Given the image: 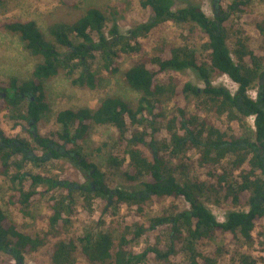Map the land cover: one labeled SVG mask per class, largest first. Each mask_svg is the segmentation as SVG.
Returning a JSON list of instances; mask_svg holds the SVG:
<instances>
[{"label":"trees","instance_id":"16d2710c","mask_svg":"<svg viewBox=\"0 0 264 264\" xmlns=\"http://www.w3.org/2000/svg\"><path fill=\"white\" fill-rule=\"evenodd\" d=\"M248 2L249 0H234L230 9L241 10ZM2 3L3 0H0V5ZM141 6L152 9V22L139 26L132 32L133 36H140L139 34L149 32L165 22H194L207 34V63L201 62L192 48L172 47L163 55L150 57L145 62L136 64L125 72V79L129 86L141 93L137 106L132 107L118 97H108L94 109L60 111L56 122L61 125L59 138L64 142L62 145L51 138L36 137L33 133L37 146L46 151L43 157L30 156L27 142L10 139L0 126V176L9 178L14 187V195L9 203L29 208L36 196H47L60 186L50 177L22 172L24 161L44 162L47 157L58 159L71 156L77 161L79 168L89 171L95 184V187L90 184L80 189L84 195V209L90 207L95 200L106 199L107 206L127 205L141 216L148 201L180 197L188 202L190 208L176 215L152 218L148 227L138 221H122L123 229L117 236H114L112 229L90 226L79 236L61 239L49 246L47 237L18 229L0 207V254L14 258L16 264H23L24 254L37 252L46 245L49 246L47 252L52 264H76L78 252L88 264H148L150 261L155 264H221L215 257L202 253L200 246L223 234H231L235 241L251 245L257 230L264 228V57L259 58L253 50L248 49L244 41L239 40V48L236 50L238 60L235 62L227 43L228 33L224 25L229 17L228 13H221L211 19L199 6L192 4L174 11L173 0H141ZM106 23L107 16L104 12L98 8H89L72 24H53L50 28L52 37L57 44L68 50L61 54L54 44L44 38L35 22H2L1 27L18 34L26 49L33 56L42 58V62L35 66L29 81L22 82L12 78L3 85L0 84V114L8 110L10 119L15 120L14 126H20V120H40L49 110L45 101L44 83L60 70L73 75L76 69L81 68L80 75L72 80L73 84L95 89L98 79L90 70L88 61L97 55L103 60L104 68L116 74L119 67L115 59L119 54L138 52L141 45H132L130 38L120 35L116 25L111 30L112 37L109 39L103 32ZM261 29L264 33V24ZM94 34L98 35V41L94 40ZM71 35L81 40V43L75 45ZM262 48L264 52V47ZM150 65L157 66L161 71L193 69L202 78L205 87L200 89L191 83H184L179 91V81L173 77L166 82L158 81ZM212 72L225 74L236 83L238 88L235 94L224 87L214 86L211 82ZM257 78L262 80V84L254 99L248 92ZM165 94L183 99V103L178 105L177 113L168 119L163 112H156ZM193 98L199 100L201 107L206 110L203 117L188 112L187 104ZM25 100L28 101L26 108L23 107ZM210 113L219 117L226 115L231 121L239 120L244 127V120L254 117V140L247 135L237 138L222 132L213 124ZM92 123L116 129L117 140L119 144H125V147L121 151L119 145L116 148L118 153H112L110 162L125 168L123 174L127 182H140L144 189L127 192L107 187L103 180L104 173L81 148ZM133 127L138 130L131 133L130 128ZM67 145L74 149L69 151ZM140 145L149 147L152 155L149 156ZM190 151L199 153L197 161L208 170L210 167L214 169L228 158V164L222 169V174L218 175L223 197L238 204L242 201V195L248 194V211L229 212L225 220L219 222L199 200L205 185L191 180L183 183L177 180L176 176L183 174V169L188 167L185 163L179 164L178 160ZM19 154L23 158L14 159ZM13 169L15 172L11 173ZM212 171L214 170L209 173L215 177L216 173L212 174ZM25 181H30V186L25 187ZM46 184L51 186L44 191L37 189ZM61 186L67 187L68 194L61 198H51L52 213L48 223L53 234H58L56 232L61 224L66 225L68 216L74 211L72 188L66 182ZM102 222L103 220H99L98 226ZM166 224L172 227L165 243H162V236L155 233L143 246L137 247L148 231ZM238 248L231 261L224 264L264 263L263 257L254 256L241 246Z\"/></svg>","mask_w":264,"mask_h":264},{"label":"rangeland","instance_id":"374dc122","mask_svg":"<svg viewBox=\"0 0 264 264\" xmlns=\"http://www.w3.org/2000/svg\"><path fill=\"white\" fill-rule=\"evenodd\" d=\"M234 0H173V10H178L189 6L190 4L199 6L200 9L211 19H215L221 13H228L229 17L224 25L228 33V46L235 62L238 58L236 50L239 48V40L244 41L248 49L253 50L259 58L264 57V33L261 27L264 24V0H249V2L241 7V10H232L230 6ZM89 8H98L107 16V23L103 30L104 35L111 39V30L116 25L120 35L130 38V43L134 45L139 43L141 49L138 52L129 51L128 53H120L115 59L118 64L119 71L116 74L108 72L104 68L103 60L99 55L89 59L88 65L98 79L95 89L88 87L75 86L72 80L79 76L81 68L74 71L73 75H68L67 71L60 70L59 73L49 80L45 81V101L49 106L40 120L31 122L30 120H20V126H14L15 120L10 119V112L3 111L0 114V126L4 130L7 137L14 140L27 142L28 149L31 151L30 156L43 157L45 150L40 149L33 136L51 138L56 143L62 145L64 142L59 138L61 133V125L56 122L57 114L63 110H79L80 108L94 109L105 98L118 97L128 103L132 107H136L141 93L128 85L125 79V72L136 64L145 62L150 57L163 55L172 47H188L196 51L197 58L201 62L205 60V43L207 34L196 23H174L165 22L153 27L149 32L133 36L139 26L152 22V9L141 6V0H3L0 5V84L16 78L25 82L32 78L35 66L42 62V58L33 56L26 49L24 42L21 41L18 34L7 31L1 27V23L7 20H19L22 22L33 21L43 34L44 38L55 45L56 49L61 53H67V49L57 44L50 33L53 24L64 23L72 24L82 17ZM133 37V39L131 38ZM71 39L75 45L81 43V40L71 35ZM247 39V40H246ZM94 40L98 41V35L94 34ZM121 44L117 47L119 49ZM156 74V79L160 82H166L169 78L179 81L180 91L184 83L203 89L205 83L199 74L193 69L183 70H164L161 71L157 66L150 65ZM264 68V66H262ZM263 70V69H262ZM211 82L216 87H224L232 94L237 91L238 85L234 83L227 75L222 73L211 74ZM262 80L257 78L249 89L250 97L256 99L261 89ZM183 99L179 97H171L165 94L161 99V106L156 112H163L164 117L168 119L171 115L177 113L179 103H183ZM28 101L23 102V107H27ZM200 101L191 99L187 104L189 113L198 117L206 115ZM150 116V115H147ZM213 124L222 132L229 136L237 138L250 136L254 140L255 126L254 117H248L244 120V127L239 120H229L226 115L216 116L214 113L209 115ZM131 133L138 130L137 127L130 128ZM142 129V128H141ZM144 129V128H143ZM74 130L71 132L73 133ZM252 133V136H251ZM117 131L109 125L90 124L88 134L82 141V152L87 155L91 162L97 165L99 170L104 173L103 180L110 189H122L127 192H136L144 189L140 182L129 183L123 174V167L120 168L110 162L113 152L118 153L124 150V145L119 144ZM149 156L152 151L149 147L140 145ZM70 151L74 149L71 145H67ZM64 152V151H63ZM199 153L187 152L178 160L179 164L188 165L183 169V174L177 175L180 183L191 180L202 182L204 192L199 196V200L212 212L219 222H223L229 212L232 211H248L247 195H242V201L235 204L229 200H225L222 193V186L218 181V175L222 174V169L228 164V158L224 159L217 167L208 170L207 167L200 165L197 161ZM23 158L22 154L15 155L14 159ZM176 162V161H175ZM176 164V163H175ZM22 172L29 175L41 174L50 177L60 187L55 188L51 194L47 196L38 195L29 208L20 207L9 203V199L14 195V187L9 178L0 176V207L22 231L31 234H40L47 237L48 245L61 239L81 235L88 227L99 228L105 230L112 229L114 236H117L123 229L122 221H138L141 225L149 226L152 218L162 215H176L182 211L188 210L190 205L184 198L154 200L145 203V211L143 215L138 216L135 211L127 205L107 206L108 202L104 200H95L90 207L84 209L82 200L84 195L80 189L88 187L93 178L89 176V171L78 167L77 161L71 156L59 157L58 159L46 158L43 161L32 162L26 160L23 163ZM216 173L213 177L210 175ZM15 169L11 171L14 173ZM29 178V177H28ZM229 181L231 179H228ZM66 182L72 189L73 213L68 216L69 221L66 225L61 224L58 234L50 232L48 218L51 215V198H61L68 194V190L61 186ZM25 187L30 186V181L24 182ZM50 184L40 185L37 189L44 191L49 188ZM13 190V191H12ZM131 211V214L129 212ZM134 211V212H133ZM133 216V217H131ZM134 219V220H132ZM99 220H103L98 226ZM128 223V222H127ZM171 225L166 224L158 229L148 231L140 240L138 248L143 246L151 235L155 233L162 236V243L168 240ZM264 228H259L254 234V243L249 245L243 241H235L231 234H223L211 241H206L200 246V251L206 256L215 257L221 264L229 263L234 255L235 249L241 246L248 249L254 256L264 258ZM263 236L261 237V234ZM48 245L41 248L37 252L24 254L23 264H52L47 252ZM76 264H88L85 259L76 253ZM16 264L17 261L9 256L0 254V263ZM148 264H155L150 261ZM260 264H264L263 262Z\"/></svg>","mask_w":264,"mask_h":264},{"label":"flooded vegetation","instance_id":"af4514ba","mask_svg":"<svg viewBox=\"0 0 264 264\" xmlns=\"http://www.w3.org/2000/svg\"><path fill=\"white\" fill-rule=\"evenodd\" d=\"M55 148L58 149V150H60L59 147H57V146ZM28 153L30 154V152H28ZM65 153H68V152H65ZM70 155H71V153H70ZM72 155H74V154H72ZM89 176H91V175H89ZM90 184H91V186L95 187L94 182H91Z\"/></svg>","mask_w":264,"mask_h":264}]
</instances>
